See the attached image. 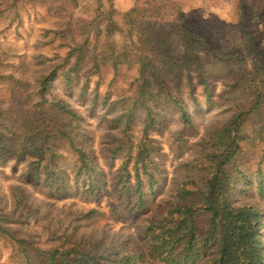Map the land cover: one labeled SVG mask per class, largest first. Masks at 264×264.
I'll use <instances>...</instances> for the list:
<instances>
[{"label":"rangeland","instance_id":"rangeland-1","mask_svg":"<svg viewBox=\"0 0 264 264\" xmlns=\"http://www.w3.org/2000/svg\"><path fill=\"white\" fill-rule=\"evenodd\" d=\"M11 4L0 5V54L5 60L0 73L17 80L19 91L31 94L35 102L39 101L34 92L37 78L56 71L45 99L62 101L80 118L77 145L93 156L100 177L97 186L89 189L90 181L85 178L84 184L83 177L76 175L77 155L58 146L56 163L67 187L66 195L59 199L50 195L43 182L35 181L31 164L36 156L27 154L21 159L3 150L0 217L9 237L0 238V264H26L23 250L34 264H48L47 253L57 249L77 248L103 255L106 248L123 243L129 250L145 251L147 238L142 227L165 203L176 202L175 192L188 177L199 179L201 174L187 164L198 157L203 141L238 110L249 107L252 88L247 86L255 74L256 56L264 82V0H20ZM130 10L131 41L142 54L156 56L166 44L170 58L182 59L186 54L178 26L214 50L215 54H197L203 66H208L206 83L199 73L191 72L189 93L185 73L181 76L174 70V84H167L191 124H184L179 108L162 94L161 103L153 106L155 126L145 127L146 111L133 107L142 83L137 67L121 66L114 71L95 64L93 56L100 59V47L108 41L119 50H132L131 26L125 16ZM108 19L120 30L111 38L105 37ZM87 22L91 25L86 26ZM86 39L88 43L79 53ZM66 76L71 82L66 83ZM143 76L156 93L158 86L151 74L144 71ZM11 94L0 87V100L7 101ZM261 113L264 117V100ZM126 127L127 136L133 138H140L146 128L156 148L154 160L160 175L152 191L143 179V207L136 202L132 163L128 183L119 182L126 151L112 154ZM256 143L245 145L239 155L243 176L233 181L230 202L258 209L264 227V199L258 193V173L264 175V145ZM196 228L199 238L208 234L207 215H197ZM216 250V242L199 247L193 264H209Z\"/></svg>","mask_w":264,"mask_h":264},{"label":"trees","instance_id":"trees-1","mask_svg":"<svg viewBox=\"0 0 264 264\" xmlns=\"http://www.w3.org/2000/svg\"><path fill=\"white\" fill-rule=\"evenodd\" d=\"M18 1L20 0H0V5L7 6L12 2L11 6H14ZM125 16L128 18V25L131 26L128 37L132 50H119L116 44L108 41L100 47V51L98 50L100 59L93 56L95 64L108 66L114 71L121 66L137 67L142 83L134 95L133 107L146 111L145 127L155 126L153 106L161 103L162 94L179 108L184 124H191L189 116L180 105V99L171 93L167 84H174V70L179 71L181 76L183 72L185 73L184 82L189 93L191 90L188 75L191 72L199 73L202 81L206 83L208 76L205 70H208V66H203L204 62L197 54H215L214 50L178 26V37L186 54L182 59L170 58L171 52L166 44L160 48L163 52L156 56L142 54L130 37L133 34V22L130 19L133 10L127 12ZM107 23L105 37L111 38L119 28L111 19H108ZM90 25L91 23H86V26ZM86 43L87 39L83 46L78 48L79 53ZM165 50L167 51L164 52ZM189 54L194 56L190 58ZM258 57H255L253 63L255 74L247 86L252 88L249 107L246 110H238L226 124L213 131L203 141L198 157L187 164L189 168L201 174L199 179L188 177L175 192L176 202L165 203L160 212L142 227L143 235L147 238L145 251L129 250L123 243L114 248H106L107 251L103 252L107 253L103 255L100 252L93 253L77 248L66 249L63 252L57 249L47 253V263L147 264L149 261H156L157 264H193L197 259L199 247L203 248L208 243L216 242V257L209 264H264L263 214L252 206L236 207L230 202L233 181L237 176H243L238 168L239 155L243 147L256 142L264 145V117L261 113L264 82L261 79L260 72L263 70L258 63ZM4 61L0 54V69ZM77 66L78 64L74 65L71 72L75 71ZM144 71L151 74L158 86L156 93L151 92L148 79L143 76ZM56 78L55 70L37 78L34 92L39 101L33 102L31 94L19 91L20 84L17 80L0 73V87L12 92L7 101L0 100V156L3 155V150L21 159L27 154L36 156L37 159L31 164L35 181L43 182L51 191V196H58L61 199L66 195L67 187L56 163L58 146L64 145L77 155L79 167L76 175L83 177L84 184L85 178L90 181L89 189L97 186L100 168L96 166L93 156L77 145V140L81 136L80 118L77 114L60 100L45 99ZM71 80L66 76V83ZM127 130V127L124 128L123 136L112 154L117 155L126 151L119 182L128 183L130 179L128 167L132 163L136 181V202L138 206L143 207V179H147L148 189L152 191L160 175V169L154 160L156 148L146 134V128L140 138L127 136ZM258 193L264 199L262 171L258 173ZM200 214L208 216V234L204 238L197 235L196 217ZM1 221L0 217V238L4 239L9 237V232L3 230ZM22 253L27 258L26 264H34L28 252L23 250Z\"/></svg>","mask_w":264,"mask_h":264}]
</instances>
